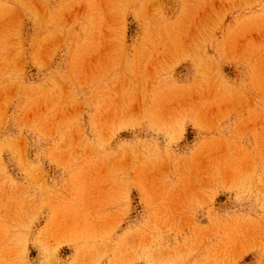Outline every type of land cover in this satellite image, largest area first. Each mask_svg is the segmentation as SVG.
<instances>
[{
  "label": "rangeland",
  "instance_id": "obj_1",
  "mask_svg": "<svg viewBox=\"0 0 264 264\" xmlns=\"http://www.w3.org/2000/svg\"><path fill=\"white\" fill-rule=\"evenodd\" d=\"M0 264H264V0H0Z\"/></svg>",
  "mask_w": 264,
  "mask_h": 264
}]
</instances>
